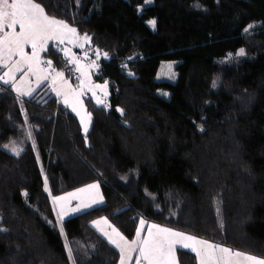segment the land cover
<instances>
[{"label": "trees", "instance_id": "1", "mask_svg": "<svg viewBox=\"0 0 264 264\" xmlns=\"http://www.w3.org/2000/svg\"><path fill=\"white\" fill-rule=\"evenodd\" d=\"M34 1L103 55L109 97L86 101L83 133L46 84L18 98L0 81V264H118L98 217L264 259V0ZM55 45L44 56L70 77ZM166 61L174 83L157 80ZM90 185L102 202L60 226L52 197Z\"/></svg>", "mask_w": 264, "mask_h": 264}, {"label": "rangeland", "instance_id": "2", "mask_svg": "<svg viewBox=\"0 0 264 264\" xmlns=\"http://www.w3.org/2000/svg\"><path fill=\"white\" fill-rule=\"evenodd\" d=\"M11 2L12 0H9V3ZM33 2L37 3L34 0ZM151 4L152 1L147 4L144 2V5L138 8L139 12L144 6H149ZM6 10L8 12L12 11L10 8H6ZM10 22L11 17H8L5 20L4 32L11 33L13 31V28L8 29L9 27H7ZM150 28L154 30L152 27ZM68 29L74 28L68 25ZM68 29L63 27L56 28L55 36L59 37V39L49 40L45 47L47 50V46L50 44H58L55 46L63 53L66 59L67 66H69L72 74L70 77L64 74L62 69L54 67L50 57L44 56L45 51L39 52V62H37L36 59H22L16 52L9 53L7 48H5L4 52V63L0 66V77L8 81V83H4L3 80H1L4 84L10 85V87L13 88L18 98H23L24 96L29 97L39 90L41 86L46 84L52 95L58 97L59 102L63 106L69 108L76 118H78L83 133H87L90 130L92 117H90L91 114L86 106V101L91 99L97 105L105 103L109 97V85L106 82H97L95 80V76L99 73V60L103 55L94 49L92 50L89 39L81 35L77 29H75V33ZM15 31H20L19 25L15 26ZM3 34V32H0V35ZM24 51L28 56H31L33 50L30 45H25ZM49 61L51 63H48ZM176 65L177 63L168 61L161 63L158 69L157 80L174 83L176 81V71L174 69ZM17 68H19L20 71H17ZM5 73H8V75H5ZM58 73H62V75H58ZM159 92L165 98H168V92ZM98 101H102V103H98ZM82 119L84 121L83 124L81 123ZM84 124L88 126L87 132L84 130ZM82 189H85V191L81 192L77 190L71 192L76 194L75 198H71L66 194L60 196L65 197L64 200L55 201L52 197L53 204L57 210V219L59 220L60 226L63 219L83 212V210L90 209L102 202V195H100L98 187ZM84 205L90 206L84 207ZM76 207H80L81 210L79 212L73 211ZM61 216L63 217L62 219ZM105 220L107 223L104 222ZM142 220L143 219L139 220L135 233L131 238H126L119 229L111 224L107 217L95 218V220L91 222V225L119 252L118 264L121 262V255L124 257V264H135L136 261L141 259L148 264V261L143 259L140 255V248L143 246V241L145 239L150 240V247L162 245L165 256L160 259V264H178V258L176 257L177 248H182L183 244H192V242L183 240L182 237L172 236L169 233L158 232L156 227H151L154 224L147 225L144 220V224L141 226ZM113 229L116 231H113ZM137 229H141L139 236H137ZM117 232L128 241L127 244L120 240ZM149 232L152 233L151 237H149ZM185 237L189 236L185 235ZM111 240L117 241L120 244V248H117L111 243ZM132 241H136V243H132ZM173 241L180 242L173 244V256H168V246L169 243ZM193 247L201 252V256L198 257L196 255L200 260L202 258L215 259L222 256L220 251L218 253L211 252V258H209L210 252L206 253L205 250H202L204 248L202 244L197 243ZM121 249H123V252H121ZM154 255L160 257L159 252H155Z\"/></svg>", "mask_w": 264, "mask_h": 264}, {"label": "snow or ice", "instance_id": "3", "mask_svg": "<svg viewBox=\"0 0 264 264\" xmlns=\"http://www.w3.org/2000/svg\"><path fill=\"white\" fill-rule=\"evenodd\" d=\"M151 0H145V3H150ZM6 8H10L12 11L8 12ZM11 17V22L7 25L9 28H13L11 33L4 32L5 28V20ZM148 25L155 29L156 20L152 19L149 20ZM19 25V32L15 31V26ZM58 27H63L68 29V25L65 24L63 21L57 20L55 18H50L45 14V11L41 5L38 3H34L33 0H12L9 3V0H0V32H3V35H0V66L4 63V52L5 48L9 53L16 52L18 53L22 59L32 60L36 59L39 62V52L46 51V44L49 40L59 39V37L55 36V29ZM69 31L75 33V29H68ZM247 31V29H245ZM88 39L87 37H85ZM62 42V41H61ZM30 45L32 51V55L28 56L27 53L24 51V46ZM14 46V47H13ZM239 55H243V49L240 50L238 53ZM106 55V54H105ZM19 63V62H17ZM48 63H51L50 61ZM20 71L19 68L16 69ZM8 75V73H5ZM58 75H62V73H58ZM0 80H3V77H0ZM4 83H8L7 80H3ZM98 103H102V101H98ZM75 110V109H74ZM81 123L83 124L84 121L82 119ZM84 130L87 132L88 126L84 124ZM98 185H90L89 188H96ZM45 191H48L47 188V181H45ZM79 191L83 192L85 189H80ZM25 195H27L25 193ZM69 197L75 198V193H69ZM55 201L64 200L65 197H53ZM95 202V201H94ZM90 205H84V207H89ZM81 209L80 207H76L73 209L75 212H79ZM63 217L61 216V219ZM107 223V221H104ZM99 223V222H97ZM144 221H141V226H143ZM151 227H156L158 232L161 233H169L172 236L182 237L183 240H190L192 244H202L205 245L207 249L215 251L216 248H219V251L224 254L221 257L216 259V264H231V257L240 258L242 257L244 260L248 261L249 264H264V259L257 258L251 255H247L240 252H232L227 248H221L218 245H211L207 241H198L195 240L193 237H185L181 233L172 232L169 229L159 228L156 225H152ZM61 231H63L61 229ZM113 231H116L113 229ZM141 229H137V236H139ZM120 240L124 241L126 244L128 243L125 238L117 232ZM152 236V233L149 232V237ZM180 241H173L169 243L168 246V256H173V244L179 243ZM117 248H120V244L115 241L111 240ZM132 243H136V241H132ZM192 244H183V247L190 248L193 252H196V255L199 257L201 256V252L194 248ZM150 240L145 239L143 241V246L140 248V255L143 259L148 261V264H160V259L165 256L164 250L162 245L158 247H150ZM69 252L71 250L69 249ZM123 252V249H121ZM155 252L160 253V257L154 255ZM212 253H209V258H211ZM120 264H124V257L121 255V262ZM200 264H206L205 260L202 258Z\"/></svg>", "mask_w": 264, "mask_h": 264}, {"label": "crops", "instance_id": "4", "mask_svg": "<svg viewBox=\"0 0 264 264\" xmlns=\"http://www.w3.org/2000/svg\"><path fill=\"white\" fill-rule=\"evenodd\" d=\"M8 29H10V28H8ZM56 45H58V44H56ZM92 50H93V48H91ZM1 81V80H0ZM2 82V81H1ZM3 83V82H2ZM10 86V85H9ZM25 97V96H24ZM58 98V97H57ZM58 100H59V98H58ZM148 225V224H147ZM195 240H198V241H202V239H200V238H195ZM187 241H190V240H187ZM203 241H206V240H203ZM192 242V241H191ZM207 242L209 243V244H211V245H217V244H214V243H212V242H210V241H208L207 240ZM195 244H193V246H194ZM218 246L219 247H221V248H227V247H225V246H222V245H219L218 244ZM203 249L202 250H205V252L206 253H208V252H213L212 250H210V249H207L206 248V246L205 245H203ZM183 249H184V247H182ZM186 249V248H185ZM227 249H229V248H227ZM187 250H190V251H192L190 248H187ZM229 250H231V249H229ZM232 252H234L235 253V251H233V250H231ZM193 252V251H192ZM215 253H218L219 252V248H216L215 249V251H214ZM194 254H195V258H197V256H196V252H193ZM221 253V252H220ZM222 254V253H221ZM222 255H224V254H222ZM253 256V255H252ZM255 257V256H254ZM258 258V257H257ZM208 259V258H207ZM204 259L205 260V262H206V264H216V259L217 258H215V259ZM200 259L199 258H197V264H200ZM135 264H146V261H144V260H138V261H136V263ZM221 264H223V262H221ZM231 264H249V262L248 261H246V260H244L242 257H240V258H236V257H231Z\"/></svg>", "mask_w": 264, "mask_h": 264}]
</instances>
